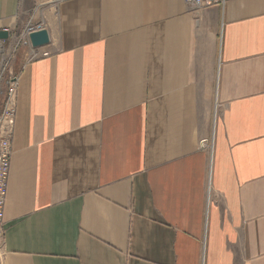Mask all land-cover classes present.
I'll return each instance as SVG.
<instances>
[{"label":"crops","instance_id":"1","mask_svg":"<svg viewBox=\"0 0 264 264\" xmlns=\"http://www.w3.org/2000/svg\"><path fill=\"white\" fill-rule=\"evenodd\" d=\"M30 19L1 264H264V0H0Z\"/></svg>","mask_w":264,"mask_h":264},{"label":"built area","instance_id":"2","mask_svg":"<svg viewBox=\"0 0 264 264\" xmlns=\"http://www.w3.org/2000/svg\"><path fill=\"white\" fill-rule=\"evenodd\" d=\"M229 0H186L195 9L205 8L213 5L223 6ZM43 21H35L31 19L23 29L21 35L18 36L16 44L13 48L15 53L18 46L23 44L29 48V59L48 57L51 51L45 46H34L30 35L45 29ZM47 29V28H46ZM12 59V55L4 57L0 61V84L1 79L7 70V66ZM13 82L6 96V101L0 114V264L5 256V236H6V222H5V206L8 195L9 179L11 174V161H12V138L15 129L16 121V77H13ZM212 148V147H211Z\"/></svg>","mask_w":264,"mask_h":264},{"label":"water","instance_id":"3","mask_svg":"<svg viewBox=\"0 0 264 264\" xmlns=\"http://www.w3.org/2000/svg\"><path fill=\"white\" fill-rule=\"evenodd\" d=\"M10 36V33L6 29L0 30V39L7 40ZM31 41L34 46H45L50 43V35L48 30L42 29L38 32H34L30 35Z\"/></svg>","mask_w":264,"mask_h":264},{"label":"rangeland","instance_id":"4","mask_svg":"<svg viewBox=\"0 0 264 264\" xmlns=\"http://www.w3.org/2000/svg\"><path fill=\"white\" fill-rule=\"evenodd\" d=\"M30 20L23 21V23L25 25L22 23L21 27L19 26V29L16 30L17 31V33H16L17 35L14 37V39H12V42H11L12 45H8L6 41L5 42H2V40H0V47H14V44H16V41L18 39V36L21 35L23 29L29 23ZM18 47L19 48L17 49V52H15L14 55H13V58H12V61H11L12 63L13 62L15 63V60H16L17 56H21L23 54V51H24L25 48L28 49V47L23 46V44H20ZM25 52H26V50H25ZM0 55H1V53H0ZM0 60H1V56H0ZM14 70H15V68H14ZM5 75H6V71H5V73H4V75H3V77L1 79H5L6 81H8V77L6 78ZM1 84H2V82H1ZM5 101H6V99H5ZM4 104H5V102H4Z\"/></svg>","mask_w":264,"mask_h":264}]
</instances>
